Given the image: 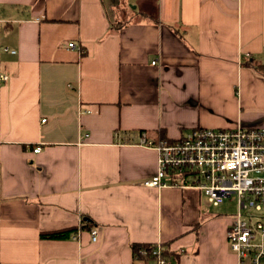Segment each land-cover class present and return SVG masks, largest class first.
<instances>
[{"label": "crops", "instance_id": "obj_1", "mask_svg": "<svg viewBox=\"0 0 264 264\" xmlns=\"http://www.w3.org/2000/svg\"><path fill=\"white\" fill-rule=\"evenodd\" d=\"M0 76V264H237L140 142L264 128V0H0Z\"/></svg>", "mask_w": 264, "mask_h": 264}, {"label": "built area", "instance_id": "obj_2", "mask_svg": "<svg viewBox=\"0 0 264 264\" xmlns=\"http://www.w3.org/2000/svg\"><path fill=\"white\" fill-rule=\"evenodd\" d=\"M68 46L75 48L73 43ZM140 143L158 154L157 172L142 185L174 186L195 175L202 182L190 187L203 191L211 205L218 206L235 195L237 211L227 230L229 249L237 264H264V128H196L177 140L154 142L142 136ZM90 236L95 242V227ZM134 257L144 264H168L161 244L141 246Z\"/></svg>", "mask_w": 264, "mask_h": 264}, {"label": "rangeland", "instance_id": "obj_3", "mask_svg": "<svg viewBox=\"0 0 264 264\" xmlns=\"http://www.w3.org/2000/svg\"><path fill=\"white\" fill-rule=\"evenodd\" d=\"M200 179H201L200 177L192 175L186 180L181 181V184L186 186H195L198 184V181H200ZM193 192L195 193L196 198L201 200L202 205H205L212 212H217L227 217L229 216L233 217V215L237 211V203H236L237 198L235 195H233L231 198L225 199L223 203H221L220 205L213 206L207 201L206 195L204 194L203 191L195 190Z\"/></svg>", "mask_w": 264, "mask_h": 264}, {"label": "trees", "instance_id": "obj_4", "mask_svg": "<svg viewBox=\"0 0 264 264\" xmlns=\"http://www.w3.org/2000/svg\"><path fill=\"white\" fill-rule=\"evenodd\" d=\"M88 221L89 222L87 224H88V226H90L92 221L90 219ZM83 229H85V228L83 227ZM73 231H75V229L74 228H70V229H65V230H61V231H56V232H50V233H47V234H42L41 237L44 238V239H65ZM141 246L149 248L150 244H142V245L133 244L132 245V249H133L134 254L137 253V251L139 250V248Z\"/></svg>", "mask_w": 264, "mask_h": 264}]
</instances>
